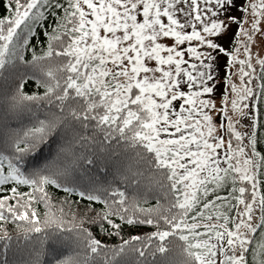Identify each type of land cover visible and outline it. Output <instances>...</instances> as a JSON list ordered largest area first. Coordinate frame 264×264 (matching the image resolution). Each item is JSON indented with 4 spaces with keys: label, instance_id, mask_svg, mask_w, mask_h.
<instances>
[{
    "label": "snow or ice",
    "instance_id": "1",
    "mask_svg": "<svg viewBox=\"0 0 264 264\" xmlns=\"http://www.w3.org/2000/svg\"><path fill=\"white\" fill-rule=\"evenodd\" d=\"M232 7L233 0H9L8 15L0 17V82L13 108L35 102L36 111L28 109V125H6L0 132V186L9 193L0 196L3 264H10V218L31 245L25 264H40L49 244L55 253L68 243L82 251L53 264H132L123 258L128 252L134 264H248L257 210L264 228V152L257 151L264 123L256 102L264 97V84L252 86L249 58L250 31L264 20V0L241 5L243 18L231 15ZM249 7L250 30L244 27ZM47 15L55 20L47 47L40 55L33 49L25 60L33 27ZM232 22L240 27L229 49L220 37ZM169 38L171 44L163 42ZM237 59L239 85L232 81ZM259 62L264 78V58ZM29 74L43 92L22 91ZM217 77L225 85L219 93ZM245 118L247 130H238ZM87 127L103 132L99 156L80 155L71 170L47 160L32 166L30 154H38L52 134L71 131L75 138L77 129ZM93 165L101 175L118 176L132 194L101 181ZM76 169L81 174L72 175ZM49 185L103 201L96 218L117 234L120 225L110 217L131 225L143 216L156 230L109 248L74 223V213L73 221L64 219ZM149 190L157 192L156 203L145 207L140 193ZM34 202L44 205L43 216ZM77 229L74 237L67 234ZM134 241L139 248L129 247ZM252 252L255 264H264V232Z\"/></svg>",
    "mask_w": 264,
    "mask_h": 264
},
{
    "label": "trees",
    "instance_id": "2",
    "mask_svg": "<svg viewBox=\"0 0 264 264\" xmlns=\"http://www.w3.org/2000/svg\"><path fill=\"white\" fill-rule=\"evenodd\" d=\"M8 4L9 0H0V17L8 15ZM54 23V18L51 15H47L40 21L39 25L33 27V32L29 37V43L23 51L25 60H31L33 49H35V53L37 55H40L42 49L47 47V33L51 31V27L54 25ZM233 47L234 46L232 45V48ZM219 59H221V57ZM220 61H223V59ZM218 65L221 64L219 63ZM261 84H264V78L261 77L260 68L259 85ZM22 85V91L28 94L44 91L42 86L36 84L35 78L31 74H29L27 79L22 81ZM8 95H11V92H9ZM256 102L259 109V121L260 123H264V97H257ZM11 104L12 102L10 100L5 99L3 84L0 82V132L3 131L6 125L12 128L28 125L30 119V112L28 109L31 108L32 112L36 111L35 102H31L28 107L22 109L13 108ZM90 123L95 124L96 122L93 120ZM239 123L240 127H238V130H242V126L246 124L242 120ZM77 131L79 132V136L75 138L73 137V133L71 131H57L52 134L49 137L48 142L41 146L38 154H30L32 166H35L36 164H43L44 161L47 160L50 161L53 166L68 167L71 170L75 167L73 161L80 155L99 156L98 149L101 147L99 140L102 138L103 132L92 127L79 128ZM85 136L92 139L87 141L81 139V137ZM92 140L96 141V143H93ZM257 151L264 152V136H260L259 133ZM91 171L96 173L101 181H104L105 183L110 181L111 183L124 186L125 190L128 191V194H132L131 191H129L128 186L124 185V182L121 181L118 176L107 174L101 175L96 171V167L94 165L91 167ZM71 174L79 175L81 174V170L76 169L75 171L71 172ZM262 189H264V185H262ZM19 190L27 191V187L20 186ZM46 190L50 194L55 207L57 209L63 208L64 219L66 221H73L74 213V223H82L83 227L88 229L93 236L99 239L102 245H108L109 248L112 245H119L122 240H127L129 236H140L141 238H144L148 233L156 230L154 225H147L142 222L144 219L143 216L140 218L141 222L133 223L131 225L127 224L126 220L121 221L119 217H110L111 219H114L115 223L120 225L119 234H117V230L111 225H108L106 221L101 223L96 218V213L100 212V210L105 207L103 201H90L86 197L81 198L78 193H68L63 187L57 188L54 185H49ZM3 195H9V193L7 192L5 186H0V196ZM140 195L145 201V207L149 204L156 203V191L149 190L147 193L141 192ZM9 202L14 203L13 200H10ZM33 206L36 207L38 214L43 216L44 212L46 211L44 205L42 203L34 202ZM0 223L5 222L0 221ZM5 226L8 229L9 234L12 235V241L7 255V260L10 262V264H25V262L32 258L30 256L31 245L27 242L26 238L22 234L17 232L16 225L12 222L11 218L7 221ZM76 231H78V229L74 231L67 230V234L74 237ZM262 232H264V228H261L258 224L257 231L252 233L253 240L249 242L250 246L247 249L246 259L248 264H255V261L253 260L252 249L253 247H256L257 238L260 237ZM17 235L20 237L19 240H17ZM31 235L34 237L42 236V233H33ZM144 242L146 243L147 241L144 240ZM140 243V241L130 242L129 247L139 248ZM47 247L49 250L39 256L40 264H53L54 260L65 256L70 257L74 253H79L82 251V249L75 247L71 243L57 246L55 253L51 250V244L47 245ZM79 258L83 259L82 256ZM123 258L131 261L132 264L135 262V255L130 252L126 253ZM147 259L151 260V257H147ZM4 260V244L3 241H0V264H3Z\"/></svg>",
    "mask_w": 264,
    "mask_h": 264
},
{
    "label": "rangeland",
    "instance_id": "3",
    "mask_svg": "<svg viewBox=\"0 0 264 264\" xmlns=\"http://www.w3.org/2000/svg\"><path fill=\"white\" fill-rule=\"evenodd\" d=\"M235 7L231 8V15H235L238 18H243L244 13L241 10L240 6L241 5H250L252 3V0H233ZM257 2H259V0H257ZM253 12L251 10V8L249 7V11L247 13V20L244 23V27L246 29H251V21L253 19ZM220 18L223 20L224 19V14L222 13L220 15ZM162 19L165 20L166 22V18L162 17ZM240 25L236 22H232L230 24H228L227 27V36L226 37H220V43L223 44L225 47H228L229 49L232 48V44L229 43V40L235 37V33L239 30ZM261 32H264V20H261L258 24L257 30L255 32H251L250 31V35H252V41L251 44L249 45L250 48V60L252 62L253 68L255 69V76L252 79V86L254 87V89L258 90V86H259V69H260V58H264V36H261ZM241 40H244L245 37L243 35L240 36ZM163 42L167 43V44H171L173 41L172 39H166ZM182 47H185L186 45H181ZM234 46V45H233ZM219 58L221 57V59H223V61H225L227 58L226 56H224L223 54H218ZM223 55V56H222ZM245 53L243 51V45H241V50L239 52V59H244L245 58ZM219 59V60H221ZM239 59H237V61L235 62L233 68H232V72L235 73L232 76V81L234 83H236L237 85H239L241 83V80L239 79V73L236 72V69H238L240 67L239 64ZM219 64V63H218ZM215 65L216 67H222L221 65ZM246 71H248L246 69ZM182 88H185L184 85L181 86ZM225 87L222 79L220 77H217V81H216V92L219 93L221 91V89ZM231 94V93H229ZM216 97H214L215 99ZM247 102V101H246ZM177 109L178 105L180 103L179 99L175 102ZM242 121L247 125L248 124V118L242 119ZM226 123V121H225ZM242 130L246 131L247 129L245 127L242 126ZM259 218V211L257 210L255 215L253 216V222L256 224V227L258 226L259 223H257Z\"/></svg>",
    "mask_w": 264,
    "mask_h": 264
}]
</instances>
